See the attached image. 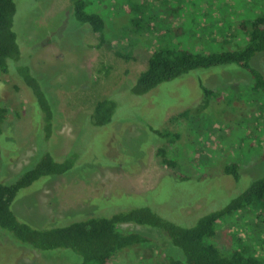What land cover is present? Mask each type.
<instances>
[{
  "label": "rangeland",
  "instance_id": "374dc122",
  "mask_svg": "<svg viewBox=\"0 0 264 264\" xmlns=\"http://www.w3.org/2000/svg\"><path fill=\"white\" fill-rule=\"evenodd\" d=\"M15 1L25 63L14 66L12 76L0 72V105L9 108L0 180L16 181L47 151L63 158L58 161H73L64 174L43 176L19 190L11 208L20 221L55 226L147 203L181 220L185 212H201L202 203L216 210L264 175V91L253 89L238 65L198 68L145 94L132 91L150 49L163 40H183L195 52L237 49L245 40L238 24L264 13V0H85V9L105 20L104 40L75 18L71 0ZM195 32L196 37L187 36ZM251 64L264 72V54L257 53ZM25 66L48 93L53 123L17 79ZM201 83L213 90L209 96ZM111 96L115 118L108 125L94 124L87 114ZM159 148L171 152L166 158L175 159L176 168ZM233 162L239 164L237 181L224 172ZM256 214V209L240 211L220 222L216 243L229 250L240 234L252 235L247 226ZM121 225L153 240L115 255L110 264L166 263L161 233ZM78 262L71 249L34 250L0 229V264Z\"/></svg>",
  "mask_w": 264,
  "mask_h": 264
},
{
  "label": "trees",
  "instance_id": "16d2710c",
  "mask_svg": "<svg viewBox=\"0 0 264 264\" xmlns=\"http://www.w3.org/2000/svg\"><path fill=\"white\" fill-rule=\"evenodd\" d=\"M71 1L70 8L75 18L82 24L89 25L104 40V18L97 12L87 11L85 7L88 4L85 0ZM89 3L92 4L91 1ZM139 11H142V15L146 13L144 7ZM16 14L15 0H0V72L10 76L14 66L25 63L22 45L15 30ZM238 29L245 40L236 43L237 49L217 52H195L184 46L187 44L183 40L176 44L163 40L160 45L150 49L146 68L139 73L132 91L137 95L145 94L160 83L176 79L194 69L227 64H235L244 69L253 81L252 88L264 91V72L251 64L257 53L264 54V13L241 20ZM237 33L239 31L235 34ZM197 34L198 32L186 35L196 37ZM9 60H13L11 64ZM19 77L16 78L37 97L45 118L53 123V108L41 81L29 66L23 69L22 79ZM201 89L205 96L213 92L202 83ZM116 110V102L111 96L98 100L87 115L94 124L104 126L113 121ZM186 114L185 111L171 116L169 123L177 122ZM8 116L9 108L0 105V150L5 143V123ZM174 137L180 136L176 134ZM158 152L169 167L176 168L177 163L173 161L175 159L170 161L166 158L171 152H167L165 148H159ZM260 156L264 159V149ZM56 158L47 151L16 181L6 183L0 180V229L12 234L21 245L38 251L71 249L80 256L81 262L78 264H110L114 256L124 250L152 242L153 238L148 233L121 225L135 223L162 234L165 264H264V175L231 200H224L216 210L213 211V208L205 207L202 203V208L199 209L201 212L195 214L196 209L193 208L190 213L185 212L181 220L167 217L155 205L147 203L130 206L110 216L87 217L55 226L46 224L47 226L35 227L20 221L11 208L19 190L43 176L61 175L72 168V160L58 161ZM32 163L33 158L25 167ZM224 172L233 176L236 181L240 178L239 164L235 162L227 164ZM250 209L257 210L254 225L251 222L247 226L252 235L249 236L247 230L245 234L239 235L241 237L231 249L220 247L215 241L220 222L237 212ZM207 211L209 212L205 214Z\"/></svg>",
  "mask_w": 264,
  "mask_h": 264
}]
</instances>
